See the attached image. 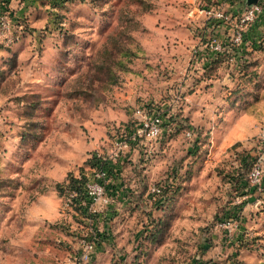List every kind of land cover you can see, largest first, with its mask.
<instances>
[{
    "label": "rangeland",
    "instance_id": "1",
    "mask_svg": "<svg viewBox=\"0 0 264 264\" xmlns=\"http://www.w3.org/2000/svg\"><path fill=\"white\" fill-rule=\"evenodd\" d=\"M206 4L0 0V264H264L261 190L229 182L242 156L264 162V28L256 51L199 80L188 58ZM139 106L167 125L133 143ZM116 148L113 189L79 203L102 216L67 207L56 184Z\"/></svg>",
    "mask_w": 264,
    "mask_h": 264
},
{
    "label": "built area",
    "instance_id": "2",
    "mask_svg": "<svg viewBox=\"0 0 264 264\" xmlns=\"http://www.w3.org/2000/svg\"><path fill=\"white\" fill-rule=\"evenodd\" d=\"M243 2L244 6L240 10H236L228 0H216L215 4H206V6L197 10L198 17H203L201 27L205 29L198 32L196 46L192 49L191 58L188 62L190 65L199 64L202 71V64L207 61L208 56L220 55L226 50L229 54L227 62L230 63L231 67H234V64L236 66L240 57L246 51L245 49H248L247 41L244 40L246 32L259 20L264 21V0H258L251 5H246V0H243ZM223 6L228 7L227 12L229 13L223 11ZM221 28L224 29V32L217 35ZM206 30L209 31L208 34ZM232 47L234 51L231 49ZM133 115L137 120L134 133L129 137L133 143L142 136L153 139L162 133L164 118L159 112L152 111L148 113L146 108L139 106L134 109ZM191 135L190 131L186 132L187 137H191ZM118 153L119 149L116 148L114 151H110L107 156H101L100 154H97V156L113 163L116 162ZM250 178L252 183L259 182L260 170L258 167L253 169ZM107 180L105 170H93L89 181L85 185L87 195L90 197L95 193L104 194ZM161 187V185L152 186L148 192L149 199L156 200L161 194ZM64 204L69 208L73 206V194L64 200ZM95 241L97 242V240ZM95 241L89 240L83 245V251L79 256L80 260L88 259Z\"/></svg>",
    "mask_w": 264,
    "mask_h": 264
},
{
    "label": "trees",
    "instance_id": "3",
    "mask_svg": "<svg viewBox=\"0 0 264 264\" xmlns=\"http://www.w3.org/2000/svg\"><path fill=\"white\" fill-rule=\"evenodd\" d=\"M216 1V0H214ZM229 3L234 6V8L236 10H240L243 6H244V2L243 0H228ZM258 30H256L257 32ZM252 33V28H250V30H248L246 32L245 35V41H247V45L249 48V51L246 50L244 51V54L242 57L246 56V54L253 51H256L257 48L259 47V41H257L258 39H255V35H257L258 33H255V35H251ZM259 38V37H258ZM254 40L257 41V44L255 45ZM247 47V46H246ZM257 47V48H256ZM234 51V48H231ZM228 52H226V50H224L222 52V54L220 55H215L212 57H207V63H203L202 66V74L201 77L199 78V80H212L216 78V74H217V70L218 68L226 61H228ZM195 85V84H194ZM154 110V108L152 109H148V113L152 112ZM158 110V109H157ZM158 112V111H157ZM160 113V112H159ZM162 115V117L164 118V126H166L167 124H165L166 121V115L164 113H160ZM170 119V118H168ZM170 125V123H168ZM191 134H193V132H191ZM262 147L264 148V143L262 145ZM246 159V160H245ZM257 163H259V166L257 165ZM87 166L91 169V171L93 170H105L106 171V176L107 179H111L112 177H114L113 172H112V163L107 161V160H103L101 158V156H97V154H93L92 157L86 161ZM258 167L260 170V179L258 183H252L251 182V173L253 171L254 168ZM91 175V174H90ZM89 177L84 176L83 174H80L79 176H75L72 173H69L64 182L62 183H57L55 188L58 192V195L61 196L64 200L67 199L71 194H73V206L71 208H74L75 210L79 211L81 214L87 216L90 215L92 217H97V216H102L101 213H96V212H92L90 213L87 210V206L84 207L83 205H79V203H86L89 202L90 198L87 195L86 189H85V185L87 184V182L89 181ZM115 179V178H114ZM233 187H235L234 189L237 191L239 196H245V195H249V194H253L255 192H257L258 190H261V194L262 197L264 198V162H262V160L260 159V157H253V156H242L239 159V167L235 170V174H233L232 178L229 181ZM110 182L106 183L105 185V192L107 193L108 191L111 190L112 188V182L111 184H109ZM114 183V182H113ZM113 189V188H112ZM165 190V187L162 188L161 187V194L159 196V198L162 200H160L161 202V207L163 203V191ZM159 200V199H158ZM244 202V201H243ZM241 202V203H243ZM76 206H78V208H76ZM163 209V208H161ZM231 215V214H230ZM229 218H231V216H229ZM158 231L159 233H163V231H165V227H158ZM105 233H101V234H97V236L99 237V239H101L102 241L107 242L108 241V237L105 236ZM152 235V234H151ZM155 235V234H154ZM154 238V236H152ZM238 247H241L242 245V240L238 239Z\"/></svg>",
    "mask_w": 264,
    "mask_h": 264
},
{
    "label": "crops",
    "instance_id": "4",
    "mask_svg": "<svg viewBox=\"0 0 264 264\" xmlns=\"http://www.w3.org/2000/svg\"><path fill=\"white\" fill-rule=\"evenodd\" d=\"M258 26H259V27L261 26V29H259V30H262V29L264 28V21H263V20H259L256 24L253 25L251 35H253V34L255 35V33H260V32H261V31L259 32V30L256 32V30L258 29ZM195 40L197 41L196 38H194V41H195ZM195 43H196V42H195ZM246 50L249 51V48L246 49ZM189 59H190V58H188V60H189ZM188 62H189V61H188ZM195 65L198 66L199 64H195ZM195 65H194V66H195ZM192 66H193V64H192ZM199 67H200V66H199ZM199 70H201V68H199ZM201 72H202V71H201ZM201 72H200V73H201Z\"/></svg>",
    "mask_w": 264,
    "mask_h": 264
},
{
    "label": "water",
    "instance_id": "5",
    "mask_svg": "<svg viewBox=\"0 0 264 264\" xmlns=\"http://www.w3.org/2000/svg\"><path fill=\"white\" fill-rule=\"evenodd\" d=\"M258 0H246V5L255 4Z\"/></svg>",
    "mask_w": 264,
    "mask_h": 264
}]
</instances>
